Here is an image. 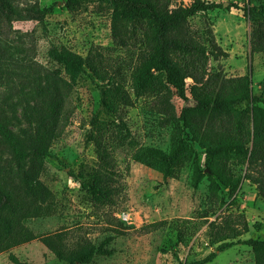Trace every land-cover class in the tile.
I'll use <instances>...</instances> for the list:
<instances>
[{"label":"trees","instance_id":"obj_1","mask_svg":"<svg viewBox=\"0 0 264 264\" xmlns=\"http://www.w3.org/2000/svg\"><path fill=\"white\" fill-rule=\"evenodd\" d=\"M85 2L105 4L110 10L112 47L103 51L91 47L85 57L65 47H51L48 57L63 69L65 80L55 72H41L29 61H19L11 51L7 31L12 23L40 21L49 9H40L38 0H29L24 7L16 0H0V254L35 239L26 222L43 213L50 196L39 174L51 157L52 144L69 124L73 110L69 92L82 77L94 83L100 94L99 111L91 117L86 134L96 161L69 175L86 191L94 207L116 205L122 185L114 151L128 133L123 112L138 98L152 100L170 117L175 133L167 151L140 146L130 155L131 161L173 178L191 165L192 182L197 185L203 176L198 165L203 155L211 206L222 205L225 194L233 196L242 179L264 198V96L252 92L249 74L225 78L211 73L210 59L226 53L216 46L210 23L198 29L188 24L192 17L220 9L221 4L193 0L171 7L172 0H65V5L75 11ZM243 12L250 23V54L264 55V0H248ZM117 50L127 58L125 65L112 61ZM16 69L22 71L16 73ZM17 76L21 81L13 79ZM28 87L33 89L31 98L24 96ZM13 93L21 94L22 118L33 125L28 146L2 116L3 103L14 114L7 103ZM173 96L185 102L178 116L171 103ZM189 98L191 105L186 104ZM2 154L8 159L2 161ZM233 166L243 168L244 175L235 174ZM238 217L210 222L206 237L215 248L186 264H207L217 253L235 246L249 247L254 264H264V238L241 239L248 226L243 222L242 229L238 228ZM162 225L166 223L150 228ZM178 236L182 242L183 235ZM67 240L64 232L40 239L62 264H88L96 256L111 253L105 247L110 239L98 245L81 239L74 246H68ZM11 258L16 264H25Z\"/></svg>","mask_w":264,"mask_h":264},{"label":"rangeland","instance_id":"obj_2","mask_svg":"<svg viewBox=\"0 0 264 264\" xmlns=\"http://www.w3.org/2000/svg\"><path fill=\"white\" fill-rule=\"evenodd\" d=\"M29 0H16L24 7ZM32 1V0H31ZM193 0H172V6L188 5ZM221 4L220 9L198 14L189 20L192 29L211 24L216 46L226 53L211 58L208 70L225 78L249 74L254 94L264 96V55L250 54V23L243 7L248 0H206ZM40 9H49L40 21H14L8 36L12 41L13 57L35 65L41 72H55L65 80L64 71L48 57L51 47H65L85 57L89 49L112 47L110 10L105 4L85 2L75 11L66 8L65 0H38ZM250 5H253L251 3ZM114 63L126 62L124 53L112 54ZM21 69H16L19 73ZM21 81L22 77H13ZM190 80H187V84ZM3 88L0 87V106ZM72 114L62 136L51 148L39 174V180L50 191L43 213L29 219L26 224L35 239L0 254V264H62L40 241L41 237L64 232L68 246L81 239L98 245L110 239L105 246L109 255L96 256L88 264H186L205 257L215 248L208 243L207 225L222 223L228 217H238V228L243 222L248 231L241 239L264 238V198L257 195L254 185L242 179L233 196H224L219 207L211 206L207 199V172L202 169L201 180L192 182V166L180 169L177 177L161 173L131 161L130 155L140 146H151L167 151L170 148L175 126L170 117L150 99L138 98L124 110L123 122L128 131L123 144L114 156L122 190L116 205L97 208L89 195L70 177L81 168L92 166L96 157L93 146L86 141L89 121L100 108V94L94 83L82 77L70 89ZM31 98L33 89L24 90ZM21 94L13 93L7 100L14 114L3 103V114L10 129L28 146L33 125L22 118ZM171 103L178 116L185 102L173 96ZM187 105H191L189 98ZM1 116V117H2ZM16 117V119L13 118ZM2 161L8 156L2 154ZM235 174L244 175V169L233 166ZM227 189L224 190L226 193ZM165 222L159 228L150 225ZM183 235V241L178 242ZM207 264H254L252 251L247 246H235L217 253Z\"/></svg>","mask_w":264,"mask_h":264}]
</instances>
